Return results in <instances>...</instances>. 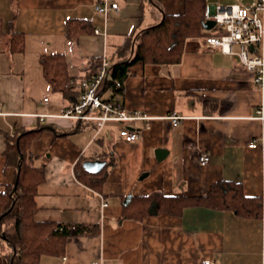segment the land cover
Listing matches in <instances>:
<instances>
[{"label": "crops", "instance_id": "crops-1", "mask_svg": "<svg viewBox=\"0 0 264 264\" xmlns=\"http://www.w3.org/2000/svg\"><path fill=\"white\" fill-rule=\"evenodd\" d=\"M252 1L206 0L213 10L217 4ZM104 3L108 10L99 11ZM185 4L0 0V19L8 32L0 37V193L18 186L21 165L7 153L15 136L18 147L27 141L29 161L43 169L34 218L87 226L66 238L63 253L43 254L39 264H202L206 259L264 264V83L237 56L206 47L205 36H191L183 43L180 62L139 60L129 67L121 90L102 88L106 99L148 116L129 123L141 131L133 142L119 135V121L97 131L95 122L60 116L80 94L53 88L44 73L43 58L62 53L69 76L91 78L94 58L133 54L142 30L160 23L166 13L183 12ZM77 19L87 29L72 39L67 30ZM204 30L217 34L221 27ZM12 32L24 34V51L10 49ZM256 50L264 51V42L263 48L253 46ZM174 113L183 116L177 124L169 118ZM254 141L259 145L250 146ZM203 152L210 156L205 165L199 159ZM88 160L105 164L91 171ZM221 181L240 183L246 196L258 198L261 212L195 204L172 213L158 210L155 202L141 218L125 215L135 196L206 197ZM103 200L109 202L104 208ZM13 250L2 237L0 264H12Z\"/></svg>", "mask_w": 264, "mask_h": 264}, {"label": "trees", "instance_id": "trees-1", "mask_svg": "<svg viewBox=\"0 0 264 264\" xmlns=\"http://www.w3.org/2000/svg\"><path fill=\"white\" fill-rule=\"evenodd\" d=\"M206 0H186L185 9L178 14L166 13L164 19L151 27L142 30L136 37L133 54L111 58L108 71L111 82L122 79L127 75L129 67L136 61H156L163 64L178 63L183 53V43L191 36H209L214 32L204 30ZM87 29L82 19L73 20L67 35L77 39L79 34ZM7 31L0 19V37L7 35ZM10 49L24 51L25 36L20 32L10 33ZM102 57L94 58L93 66L87 77L100 72L103 66ZM44 73L53 88L63 90L66 94L74 91L81 92L78 79L68 75L66 62L62 53H54L43 58ZM73 80V81H72ZM110 81V80H109ZM118 90H121L119 88ZM11 142V143H10ZM9 143L12 148L7 151L21 165L18 186L4 193H0V215L8 210L0 220V239L6 235L8 243L14 248L9 254L12 264H39L43 254H61L64 252L66 238L87 231L85 224L76 227L58 221H38L34 218L37 204V186L43 180V169L29 161L26 150L27 141L17 145V137L12 136ZM23 153V158H21ZM157 203L158 210L180 213L186 206L207 204L214 207H234L245 213L261 212V203L256 197L246 196L240 183L221 181L211 189L206 197L186 195H168L162 192L135 196L125 208V215L131 218H141L149 213L152 203ZM14 220L13 230L9 228V221Z\"/></svg>", "mask_w": 264, "mask_h": 264}, {"label": "built area", "instance_id": "built-area-1", "mask_svg": "<svg viewBox=\"0 0 264 264\" xmlns=\"http://www.w3.org/2000/svg\"><path fill=\"white\" fill-rule=\"evenodd\" d=\"M118 8V3L111 4ZM99 11H107L108 4H99ZM206 17L214 19L216 25L221 27V32L212 34L206 38V47H218L224 52L237 56L243 65L256 74V80L264 83V51H253V46L263 48L264 42V0H254L241 4L222 5L217 4L215 10L212 6H206ZM109 60L103 59L100 72L91 78L78 80L81 92L77 102L65 107L59 113L60 116L77 119L80 122H95L99 131L108 121H119L122 127L119 135L128 142H133L141 137V131L131 127V121L145 119L148 116L139 110H130L122 102L106 99L102 94V88L112 90L122 88L123 82L116 79L111 82L108 71ZM110 80V81H109ZM73 81V80H72ZM45 97V101H48ZM50 114H42L41 119ZM183 116L171 114L174 124H177ZM264 118V117H263ZM261 144V143H260ZM264 145V142L262 143ZM259 143L254 141L250 146L256 147ZM200 162L208 164L210 156L206 152L200 154ZM109 205L107 200L102 201V208ZM72 227H76L73 225ZM92 264H105L102 261H93ZM202 264H218L215 259H206Z\"/></svg>", "mask_w": 264, "mask_h": 264}, {"label": "water", "instance_id": "water-1", "mask_svg": "<svg viewBox=\"0 0 264 264\" xmlns=\"http://www.w3.org/2000/svg\"><path fill=\"white\" fill-rule=\"evenodd\" d=\"M215 24H216V22H215L214 19H210V18H208V19L204 22V27H205L206 29H211L213 26H215ZM104 164H105V162L102 161V160H94V161H92V160H88V161L85 162V166H86L89 170H91V171H97V170L101 169V168L103 167ZM16 189H17V183L15 184L14 191H15ZM3 215H4V214H2V215L0 216V220L2 219ZM2 237H3L4 239H7V236H6V235H3Z\"/></svg>", "mask_w": 264, "mask_h": 264}, {"label": "rangeland", "instance_id": "rangeland-1", "mask_svg": "<svg viewBox=\"0 0 264 264\" xmlns=\"http://www.w3.org/2000/svg\"><path fill=\"white\" fill-rule=\"evenodd\" d=\"M7 212H8V210H7Z\"/></svg>", "mask_w": 264, "mask_h": 264}]
</instances>
